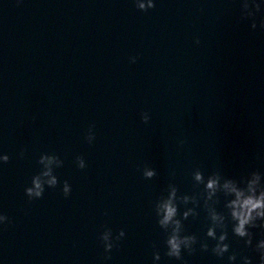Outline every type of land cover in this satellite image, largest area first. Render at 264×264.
Wrapping results in <instances>:
<instances>
[{"label":"water","instance_id":"1","mask_svg":"<svg viewBox=\"0 0 264 264\" xmlns=\"http://www.w3.org/2000/svg\"><path fill=\"white\" fill-rule=\"evenodd\" d=\"M154 3L145 12L136 0H0V156L10 157L0 161V215L9 218L0 264H230L232 253L239 264L245 240L230 217V251L212 253L203 199L199 215L183 221L196 251L167 257L155 203L169 184L179 195L202 192L196 169L237 180L261 171L264 8L244 18L242 0ZM44 154L63 165L39 164ZM145 167L157 175L146 179ZM49 169L43 198L30 200L25 189ZM106 229L114 240L126 233L110 253Z\"/></svg>","mask_w":264,"mask_h":264},{"label":"clouds","instance_id":"2","mask_svg":"<svg viewBox=\"0 0 264 264\" xmlns=\"http://www.w3.org/2000/svg\"><path fill=\"white\" fill-rule=\"evenodd\" d=\"M136 6L142 11H148L149 8H155L154 0H136ZM262 6L257 0H242V15L244 18H254L257 13L262 11ZM261 26L264 27V20L261 21ZM253 29L256 28V23L252 24ZM198 42V41H197ZM135 57L132 58L133 63ZM150 117L147 113L143 114L145 123L149 121ZM95 125L90 126L87 140L92 143L95 140V133L93 128ZM23 155V153H21ZM58 160L61 167L63 161L57 155L44 154L39 159V164H43L45 160ZM10 157L5 154L0 156V161L7 163ZM78 167L80 169L86 168L85 159L82 156L76 158ZM52 170L40 172L32 178V186L25 189L26 195L30 200L43 198L45 192V184L41 181L40 177L49 176ZM143 175L146 179H152L157 175L155 169L145 167ZM193 179L197 185H204L203 191L194 195H179V189L175 184H169L167 195H162L155 203V213L159 226L167 234L165 241L167 251L165 255L169 258H174L183 261V253L187 251L192 254L196 251L194 247L199 241L196 235H185L183 221L187 220L190 216L196 217L199 215L197 207H199L200 200L203 199L204 207L207 211V217L211 224L207 229L206 236L216 241L214 247L211 248L212 253L223 258L226 253L230 251V244L228 240V220L229 217L232 222V232L235 236L244 239L248 247L253 246L254 233L250 231L252 228L264 229V174L260 171H253L247 177L241 180L233 178H225L220 171H215L211 175L205 177L200 169H196L192 173ZM48 187L55 188L59 184V179L56 175L47 182ZM63 194L67 198L71 194V185L67 180L63 184ZM222 193L226 198L225 208L227 213L217 210L216 205L220 203L219 195ZM193 204L196 207L189 208L187 205ZM185 205L186 210L183 211L182 217L179 210V205ZM9 222L7 215H0V224ZM217 229L220 234H217ZM124 230L119 232V235L113 239L111 229H106L102 235L101 240L104 244L105 251L110 253L114 247L117 246L116 242L125 237ZM155 247V246H154ZM200 248L203 251L209 250V244L205 241L200 243ZM255 251L259 253V264H264V239H260L255 245ZM106 259H111L110 256ZM155 261L161 259L159 251L154 252ZM230 264H235L237 254L232 253L228 256ZM243 264H253L252 258L248 256L243 257Z\"/></svg>","mask_w":264,"mask_h":264}]
</instances>
